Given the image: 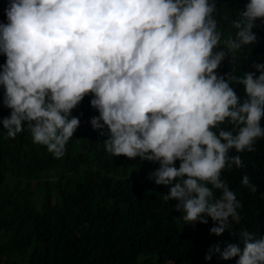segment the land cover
<instances>
[{"label": "clouds", "instance_id": "1", "mask_svg": "<svg viewBox=\"0 0 264 264\" xmlns=\"http://www.w3.org/2000/svg\"><path fill=\"white\" fill-rule=\"evenodd\" d=\"M218 11L217 0H9L0 22L7 137L26 127L61 158L81 124L73 109L88 97L106 151L158 164L148 179L169 186L164 202L175 200L186 224L211 217L210 234L222 235L243 207L222 171L245 167L231 151L253 152L264 138V63L236 74L238 50L260 45L264 0L244 1L235 36L223 40ZM241 183L258 191L247 174ZM238 237L210 246L205 259L264 264V236Z\"/></svg>", "mask_w": 264, "mask_h": 264}, {"label": "trees", "instance_id": "2", "mask_svg": "<svg viewBox=\"0 0 264 264\" xmlns=\"http://www.w3.org/2000/svg\"><path fill=\"white\" fill-rule=\"evenodd\" d=\"M244 1L217 0L222 40L235 36L232 20ZM8 2L0 0L2 23H7ZM259 44L238 50V76L256 71L253 62L264 63V27ZM5 58L0 54V65ZM229 70L226 59L219 72ZM234 87L243 98V86ZM3 92L0 86V120L11 111L3 105ZM73 115L81 124L61 158L34 143L26 127L15 138L7 137L0 122V264H236L238 257L206 260L205 254L217 242L222 249L238 242L242 230L264 236V138L256 141L253 152L230 153L240 155L245 167L225 169L221 178L242 202L241 220L217 236L209 232L215 226L211 217L208 224H186L174 209L176 201L164 202L169 186L148 179L158 164L106 151V137L91 125V117L99 113L88 97ZM245 174L257 186L255 194L242 185Z\"/></svg>", "mask_w": 264, "mask_h": 264}]
</instances>
